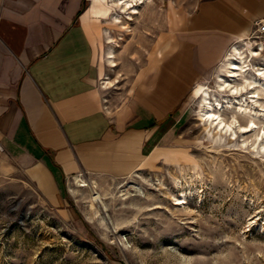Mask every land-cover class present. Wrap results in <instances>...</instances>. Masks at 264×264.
<instances>
[{
  "label": "rangeland",
  "instance_id": "374dc122",
  "mask_svg": "<svg viewBox=\"0 0 264 264\" xmlns=\"http://www.w3.org/2000/svg\"><path fill=\"white\" fill-rule=\"evenodd\" d=\"M186 2L110 8L97 43L105 99L130 93L165 32L168 9ZM249 63L257 68L264 57ZM217 66L195 73L170 109L177 123L163 148L173 157L124 177L78 173L73 182L72 175L64 207L47 202L0 155V264H264V94L245 103L252 114L236 112L241 97L218 90ZM204 87L221 102V118L233 120L231 132L199 118ZM249 122L255 127L241 131Z\"/></svg>",
  "mask_w": 264,
  "mask_h": 264
},
{
  "label": "crops",
  "instance_id": "0c3cea01",
  "mask_svg": "<svg viewBox=\"0 0 264 264\" xmlns=\"http://www.w3.org/2000/svg\"><path fill=\"white\" fill-rule=\"evenodd\" d=\"M107 1L0 0V155L56 207L65 206L63 184L72 175L73 182L78 173L124 177L173 157L163 147L173 138L170 109L181 91L264 16V0L170 7L161 40L118 102L105 99L98 61Z\"/></svg>",
  "mask_w": 264,
  "mask_h": 264
},
{
  "label": "bare ground",
  "instance_id": "6f19581e",
  "mask_svg": "<svg viewBox=\"0 0 264 264\" xmlns=\"http://www.w3.org/2000/svg\"><path fill=\"white\" fill-rule=\"evenodd\" d=\"M145 1L146 0H111L110 6L114 9L118 8L124 11L125 9H128L138 3H144ZM135 12L136 10L133 9L132 13ZM113 13L116 12H112V22L119 23L120 20L118 14ZM108 41L110 42L111 39H109ZM239 48H241V46L239 47L237 44H234L230 52L225 54V57L222 58L220 64L217 66L216 77L218 81H221L218 86V90L222 92H227V96L230 97H241L240 99L236 100V112L242 114H252L250 110L245 106V103H255L257 101L256 99H259L264 94V65L261 64V66H258L257 68H253L252 66H250V58L255 57L256 54L251 53V55H249L248 53H246L245 56L247 55V59H249V61H247V59H245L242 55L243 53H241L242 50L240 52ZM113 57V54L109 53L107 55V58L109 59L111 65H114L112 60ZM110 83L111 82L109 81L107 82V84ZM200 91L205 107L199 111V118L201 120L210 122L219 130L228 132L232 126L233 120L231 122L226 123L221 118L218 112L219 109L222 107L219 99L210 98L208 87L201 88ZM243 95H245L244 99L242 98ZM225 101L227 102L226 106L230 107L228 100ZM254 127L255 125L253 122H249L244 126H239L241 131L251 130ZM99 207H101L100 209L103 210V206L100 205Z\"/></svg>",
  "mask_w": 264,
  "mask_h": 264
},
{
  "label": "built area",
  "instance_id": "2783aa9c",
  "mask_svg": "<svg viewBox=\"0 0 264 264\" xmlns=\"http://www.w3.org/2000/svg\"><path fill=\"white\" fill-rule=\"evenodd\" d=\"M237 44L241 49H245V53L251 55L256 54L255 57H264V16L254 22V27L249 35L241 39L240 43H233L227 53ZM226 53V54H227Z\"/></svg>",
  "mask_w": 264,
  "mask_h": 264
}]
</instances>
